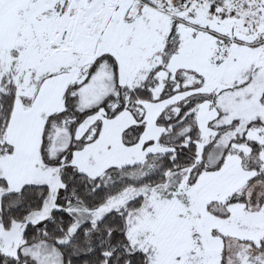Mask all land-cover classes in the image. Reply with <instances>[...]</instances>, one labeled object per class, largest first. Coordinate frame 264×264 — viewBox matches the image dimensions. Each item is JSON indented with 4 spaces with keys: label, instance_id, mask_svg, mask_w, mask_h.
<instances>
[{
    "label": "snow or ice",
    "instance_id": "snow-or-ice-1",
    "mask_svg": "<svg viewBox=\"0 0 264 264\" xmlns=\"http://www.w3.org/2000/svg\"><path fill=\"white\" fill-rule=\"evenodd\" d=\"M0 264H264V0H0Z\"/></svg>",
    "mask_w": 264,
    "mask_h": 264
}]
</instances>
